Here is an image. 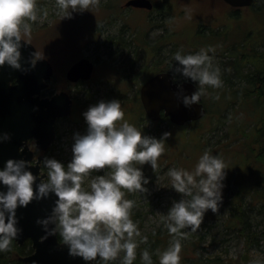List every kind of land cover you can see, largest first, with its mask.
<instances>
[{"label": "rangeland", "instance_id": "1", "mask_svg": "<svg viewBox=\"0 0 264 264\" xmlns=\"http://www.w3.org/2000/svg\"><path fill=\"white\" fill-rule=\"evenodd\" d=\"M127 1L100 0L98 5L89 10L76 11L71 17L63 19L57 13L55 0H46L43 8L38 7L40 15L44 10H47L48 15L42 20L38 18L31 22L32 32L26 38L37 47L40 55L52 60L59 77L60 74L65 75L66 70L80 57H89L97 64L91 80L81 85L70 83L66 88L73 95L77 109L71 117L59 122L60 139L47 157H56L67 163L72 158L74 133L87 129L83 112L102 99H120L124 119L135 124L142 132L157 137L165 131L171 132L165 140V152L158 160L159 168L154 171L150 163L142 165L145 175L151 177L149 192L125 190L126 197L136 202L132 218L138 223L141 236L148 237L146 242L141 237H135L139 242L138 246H144L155 238L153 232L163 234V247L159 252H163L172 242L173 236L164 227L161 216L166 214L173 199L181 197V193L171 187L167 170L173 166L194 170L199 156L208 149L213 154H220L228 168L223 200L217 212L209 209L205 213L197 231L183 229L187 235L180 238V264H249L251 260H264V197L258 199L250 192H245L240 197L236 195L237 185H227L235 177L244 174L247 181L239 180L243 187L256 188L257 181L264 173L261 164L250 158L244 142L239 145L230 143L233 137H228L230 122L223 126L219 124L231 114V105L226 106L228 109L222 116L223 110L211 94L212 90L206 89L204 102L209 113L197 122L179 125L170 122L168 118L151 120L138 101L140 86L147 77L161 69L175 71V65L179 62L174 60L173 54L177 50L188 53L211 46L214 51L209 54L215 65L230 63L234 56L229 53V48L259 32L263 26L264 11L255 12L252 7L235 8L223 0H153L155 9L144 11L137 7H127ZM121 7H125L122 14L116 15L117 11L114 10H121ZM113 35L135 40L119 50L123 53L113 54L110 52L112 47L108 46L109 36ZM253 38L248 41L249 46L255 43ZM158 40H165L162 53L151 56L148 59L149 65H144L143 68L144 58L132 52L140 51L141 41L153 49ZM147 46L142 47L145 54L151 52ZM122 71L126 75L133 73L131 90L127 91V95L117 91L111 96L112 82L122 81ZM179 74L184 78L183 74ZM66 85L61 78L58 79V88ZM124 95L128 98L122 101ZM261 112L263 110L259 113ZM227 144L230 145L226 146ZM104 171L99 170V174ZM239 205L246 211L252 230V238L247 243L240 241L236 229L231 225L233 207L238 208ZM18 254L12 252L11 257L17 259ZM151 254H155V251ZM97 262L103 264L100 260ZM108 264H120V258L109 261ZM155 264H160L158 252Z\"/></svg>", "mask_w": 264, "mask_h": 264}, {"label": "clouds", "instance_id": "2", "mask_svg": "<svg viewBox=\"0 0 264 264\" xmlns=\"http://www.w3.org/2000/svg\"><path fill=\"white\" fill-rule=\"evenodd\" d=\"M99 2L55 0V5L63 19L76 11L89 10ZM47 15V10L39 14L37 0H0V66L5 63L15 68L22 66V40L30 42L25 37L31 35V22ZM210 51H214L211 46L188 53L177 50L173 54L179 62L175 71L198 82L196 91L183 96L186 105L200 102L205 86L220 87L223 83L221 68L213 63ZM42 57L36 51L32 65ZM124 115L120 99H102L90 105L83 112L86 131L74 133L72 158L65 163L56 157H44L40 161L42 179L35 187L37 176L28 167L35 164L32 160L9 158L0 167V183L7 186L6 191L0 189V252L9 250L20 230L17 208L26 207L34 198L43 199L55 193L57 199L51 214L37 219L46 230L41 239L49 233H58L61 242L68 245L70 255L81 256L86 261H96L99 257L103 264L119 257L120 264H133L139 243L135 237L145 242L148 237L141 236L138 223L132 218L136 202L126 197L125 190L149 192L151 177L145 175L142 165L150 163L154 171L159 168L158 160L165 152V140L171 132L165 131L160 137L146 134L124 119ZM8 138L7 132L0 135V140ZM101 169L105 170L103 174H99ZM227 169L220 154L206 149L194 170L175 166L167 170L171 187L181 197L173 199L166 214L161 216L173 239L159 253L160 264H180V238L187 235L183 229L197 231L209 209L218 211ZM141 260L143 264H153L148 248L142 250ZM249 264H264V260H251Z\"/></svg>", "mask_w": 264, "mask_h": 264}, {"label": "water", "instance_id": "3", "mask_svg": "<svg viewBox=\"0 0 264 264\" xmlns=\"http://www.w3.org/2000/svg\"><path fill=\"white\" fill-rule=\"evenodd\" d=\"M223 1L235 8L249 7L254 3V0ZM126 5L146 9L154 7L151 0H128ZM36 51L38 50L31 41L22 40V66L15 68L8 63L0 66L3 70L6 68L7 72L19 77V84L15 87H4V82L1 81L0 117L5 121L8 118H21L23 125L27 119L32 120L33 129L31 128L32 131L28 135H21V143L24 139L36 137L38 148L47 150L56 139L57 119L72 114L73 98L66 91L57 92L52 98H41L42 90L48 86L46 81L53 75V66L45 57L38 59L33 66L32 57ZM94 67L90 58L83 57L69 68L67 76L73 82L79 79L88 80L92 77ZM4 73L5 71L0 72L1 75ZM174 79L171 72L164 71L153 75L142 85L140 96L148 117L153 121L169 117L172 123L179 125L202 119L207 114L203 95L200 102L192 105L183 102V96L196 91L198 85L189 80L174 82ZM9 158L31 161L33 153L27 149L17 153L0 149V166H4ZM42 159L43 155H40L37 163L28 165L37 176L34 187L42 179L40 174ZM0 189L6 191L7 186L0 183ZM56 199V194L52 193L43 199L34 198L26 207L17 208L16 215L20 230L13 240L22 245L30 239L33 249L29 254L18 256V260L25 264H98L99 257L96 261H86L81 256L70 255L68 245L61 242L58 233H49L45 239H41L45 236L46 230L42 224L37 223V219L51 214Z\"/></svg>", "mask_w": 264, "mask_h": 264}, {"label": "trees", "instance_id": "4", "mask_svg": "<svg viewBox=\"0 0 264 264\" xmlns=\"http://www.w3.org/2000/svg\"><path fill=\"white\" fill-rule=\"evenodd\" d=\"M45 1L37 0L38 7L43 8ZM252 9L255 12L264 11V0H254ZM235 12H238V10ZM262 25L259 32L250 37V39L254 37L255 43L252 46H249L248 43L250 39L245 37L242 41H238L234 46L229 48L231 50L229 53L234 56V59L230 63L222 62L218 65L221 68L222 85L220 87H205L206 89L210 88L212 90L211 94L215 96L219 107L223 110L221 111L222 116L227 111L228 107L226 106L228 104L232 107L229 117H226L227 119L223 118L224 120L219 122L221 126L228 121L230 122L228 137L233 135L230 143H234L233 145L237 143L239 145L241 142H244L250 158L254 162L259 163V165L261 164L264 172V21ZM111 40L121 43L119 41L123 42L126 39L123 36L116 35ZM127 44L129 43L125 41L123 45L127 46ZM116 50L118 51L119 49L116 48ZM187 79L191 80L190 78ZM193 82L197 84L196 81ZM261 110L263 112L259 113ZM208 113L209 108L207 107ZM162 119L166 118L163 117ZM229 145L227 144L226 146ZM55 147L56 144L53 149ZM243 176L244 174L235 177L227 185H237L238 190L236 191V195L240 197H243L245 192H250L252 195L258 197V199H262L264 197V173L262 178L260 177L257 181L256 188L243 187V183L239 181H247V178ZM257 192H259L258 195H256ZM241 207V205L238 208L233 207L232 212L234 216H231V225L236 229L240 241L247 243L252 238V230L247 219L246 211ZM152 235L155 238L153 237L148 244L137 247V257L133 264H143L141 252L145 248H148L150 253L155 251L152 257L153 263H156V254L157 252L160 253L159 251L163 247L161 244L163 234L162 232H153ZM151 248L154 250H150ZM32 251V242L30 239L22 245L12 240L9 250L0 252V264H25L18 260V256L21 254H29ZM12 252L19 253L17 259L11 257Z\"/></svg>", "mask_w": 264, "mask_h": 264}, {"label": "flooded vegetation", "instance_id": "5", "mask_svg": "<svg viewBox=\"0 0 264 264\" xmlns=\"http://www.w3.org/2000/svg\"><path fill=\"white\" fill-rule=\"evenodd\" d=\"M153 3H154V7H153V9H146V8H139V7H137V8H139V9H144V11L145 10H147V11H153L154 9H155V7H156V5H155V2L153 1V0H151ZM228 4V3H227ZM229 5V4H228ZM127 6V5H126ZM253 6V4L251 5V6H249V7H252ZM127 7H129V8H131V7H134V6H127ZM122 9L121 10H118V9H116V10H114V11H117L115 14L116 15H120V14H122V12H123V10L125 9V7H121ZM114 37H115V35H113ZM113 36H109V40H108V46H110V47H112V50L110 51L111 53H113V54H117V53H123L122 51H119L121 48H123V44H124V42L125 41H127V43H129V44H131V42L132 41H134V40H125V41H119V42H121V43H118L117 41L115 42V40L113 41V40H111V38L113 37ZM26 38V37H25ZM27 39V38H26ZM30 41V40H29ZM163 41H165V40H163ZM163 41L162 40H158L157 41V45H155V47L153 48V49H151L150 47H148L146 44H144L142 41H141V43H140V51L139 52H132L133 54H135V55H141L143 58H144V62H143V68H144V65H149L148 64V59L151 57V56H156L157 54H161L162 53V49H163V45H165L164 43H163ZM135 43V42H134ZM127 46H129L128 44H127ZM127 46H125V47H127ZM143 46H147V48H149V50L151 51L150 53L148 52L147 54H145L144 53V51L142 50V47ZM116 48H118L119 50L117 51L116 50ZM41 56H43V55H41ZM43 57H45V58H47L49 61H50V63L52 64V66H53V75H52V77L49 79V80H47L46 82L48 83V86H46L43 90H42V92H41V98H52L57 92H61V91H66L67 93H69L70 94V96L73 98V105H72V114L73 113H75V111H76V109H77V104H76V102H75V99H74V97H73V95L69 92V91H67V89L66 88H68V85H70V83H72V84H75V85H81V84H83L84 82H87V81H89V80H91L93 77H94V74H95V70H96V67H97V64H96V62L95 61H93L91 58V60L93 61V63H94V65H95V67H94V70H93V73H92V77L90 78V79H88V80H84V79H79L78 81H71L69 78H68V76H67V72H68V70H69V68L76 62V61H78L79 59H81V58H83V57H80L79 59H77L75 62H73L72 63V65L68 68V70H66V73H65V75L64 74H60V76L61 77H59L58 76V70H57V67L55 66V64L52 62V60L49 58V57H47V56H43ZM89 58V57H88ZM160 63V62H159ZM150 64H152V63H150ZM151 66V65H150ZM1 71H5V73L4 74H0V84H1V81H3L4 82V87H15V86H17L18 84H19V77L16 75H13V74H11V73H9V72H7L6 71V68H4V70L0 67V72ZM164 71H166V72H171L173 75H174V77H175V79H174V82H182V81H184V80H188L186 77H184V78H182V77H180V74L178 73V72H175L174 70H170V71H168V70H159L158 72H156V73H154L153 75H155V74H157V73H159V72H164ZM64 75V76H63ZM153 75H151V76H149V77H147L146 79H145V81L142 83V85L149 79V78H151ZM61 78V81H64V82H66V86L65 87H63V88H58V86H57V81H58V79L59 78ZM132 77H133V73H130L129 75H126L123 71L121 72V78H122V81H118V80H113V82H112V87L110 88L111 90V96L113 95V94H115L117 91L119 92V93H123V94H125L126 93V95H127V91L128 90H131V86H132ZM189 81H191V80H189ZM193 82V81H192ZM142 85L140 86V90H141V87H142ZM125 96V95H124ZM124 96H123V99H122V101H124L125 99H127L128 98V96L126 97V98H124ZM204 100V99H203ZM138 101H139V104H140V106H141V108H142V110L144 109V111L146 112V110H145V108H144V106H143V103H142V100H141V96H140V98L138 99ZM205 106H206V104H205ZM28 110H30V109H28ZM72 114L70 115V116H66V117H61V118H58L57 119V121H56V123H55V128H56V139H55V141L51 144V146L47 149V150H41V149H39L38 148V145H37V139H36V137H29V138H27V139H24L23 141H22V143H21V135L22 136H26V135H28L32 130H31V128L33 129V127L32 126H34L33 125V121L32 120H28L27 119V121H25V124L23 125V121H21L20 119L21 118H18V119H15V118H8V119H6V121L4 120V118H2V117H0V132L2 133V135H3V133H5V132H7V133H9L10 134V138H8V139H5V140H0V149H3V150H6V151H8V152H10V153H17V152H21L22 150H24V149H27L28 151H30V152H32L33 153V158H32V161H33V163H36L37 162V160H38V157L40 156V155H43V159H44V157H46L48 154H49V152H51L52 150H53V147H54V145L55 144H57V142L59 141V139H60V135H59V122L60 121H63V120H65V119H67V118H69V117H71L72 116ZM147 114V113H146ZM147 117H148V115H147ZM149 118V117H148ZM163 118V117H162ZM165 118H168L169 120H170V118L169 117H165ZM143 119V118H142ZM23 132V133H22ZM22 149V150H21ZM42 159V160H43ZM41 160V161H42ZM0 167H3V166H0ZM97 261H99V260H97ZM98 263V262H97Z\"/></svg>", "mask_w": 264, "mask_h": 264}, {"label": "bare ground", "instance_id": "6", "mask_svg": "<svg viewBox=\"0 0 264 264\" xmlns=\"http://www.w3.org/2000/svg\"><path fill=\"white\" fill-rule=\"evenodd\" d=\"M161 237V236H160Z\"/></svg>", "mask_w": 264, "mask_h": 264}]
</instances>
